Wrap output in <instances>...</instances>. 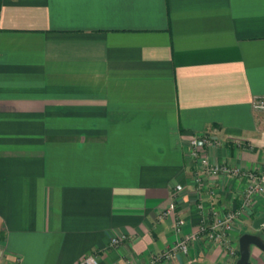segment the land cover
<instances>
[{
	"label": "crops",
	"instance_id": "0c3cea01",
	"mask_svg": "<svg viewBox=\"0 0 264 264\" xmlns=\"http://www.w3.org/2000/svg\"><path fill=\"white\" fill-rule=\"evenodd\" d=\"M257 98L264 0H0L1 264H148L178 239L174 214L160 219L174 199L182 235L238 209L247 180L198 188L188 144L216 136L212 160L259 168ZM261 218L264 196L237 248ZM235 262L200 237L159 264ZM248 264L264 253L252 246Z\"/></svg>",
	"mask_w": 264,
	"mask_h": 264
},
{
	"label": "built area",
	"instance_id": "2783aa9c",
	"mask_svg": "<svg viewBox=\"0 0 264 264\" xmlns=\"http://www.w3.org/2000/svg\"><path fill=\"white\" fill-rule=\"evenodd\" d=\"M255 111L264 112V98H257L252 103ZM220 146V141L216 136L199 135L190 139L188 144L187 157L194 163L195 171L193 173L195 186H202L203 180L210 177H230L236 179H245L248 182L247 187L241 194L240 207L236 210L222 212L219 210H210L209 214L202 218L199 228L196 232L188 235H182V229L185 221L175 215V202L170 204L168 210L164 212L161 218L168 215L175 216L174 232L178 236L176 243L162 254L152 256L148 264H159L170 258L176 252L187 253L188 243L204 237L209 243L218 245L225 258L235 262L238 259L239 251L231 238V233L237 228V225L245 210L249 209L256 198L264 196V163L259 168L251 170H242L240 168L229 167L212 160L209 151ZM175 191H182L181 186H176ZM126 240L122 235L110 240L109 245L113 248L120 246ZM0 251V264H1ZM77 264H98L94 255L86 256Z\"/></svg>",
	"mask_w": 264,
	"mask_h": 264
},
{
	"label": "water",
	"instance_id": "95a60500",
	"mask_svg": "<svg viewBox=\"0 0 264 264\" xmlns=\"http://www.w3.org/2000/svg\"><path fill=\"white\" fill-rule=\"evenodd\" d=\"M264 224V218L258 219L254 223V228L260 230L258 234H243L238 240L239 256L235 264H248L250 257V248L256 247L264 253V230H261V225Z\"/></svg>",
	"mask_w": 264,
	"mask_h": 264
},
{
	"label": "rangeland",
	"instance_id": "374dc122",
	"mask_svg": "<svg viewBox=\"0 0 264 264\" xmlns=\"http://www.w3.org/2000/svg\"><path fill=\"white\" fill-rule=\"evenodd\" d=\"M249 231L251 232L252 230H251V229H249Z\"/></svg>",
	"mask_w": 264,
	"mask_h": 264
}]
</instances>
